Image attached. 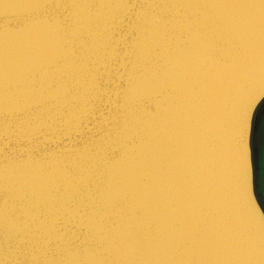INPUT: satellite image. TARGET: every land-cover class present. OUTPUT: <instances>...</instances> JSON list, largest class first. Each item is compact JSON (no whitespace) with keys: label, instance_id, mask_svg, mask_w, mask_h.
I'll return each instance as SVG.
<instances>
[{"label":"water","instance_id":"95a60500","mask_svg":"<svg viewBox=\"0 0 264 264\" xmlns=\"http://www.w3.org/2000/svg\"><path fill=\"white\" fill-rule=\"evenodd\" d=\"M263 102L264 0H0V264H264Z\"/></svg>","mask_w":264,"mask_h":264},{"label":"crops","instance_id":"0c3cea01","mask_svg":"<svg viewBox=\"0 0 264 264\" xmlns=\"http://www.w3.org/2000/svg\"><path fill=\"white\" fill-rule=\"evenodd\" d=\"M252 153H253L255 181H256V174L258 171L257 168L258 166L262 167L263 161H264V117L263 115L260 116L257 124H256V119L254 122V128H253V133H252ZM256 191H257L259 200H261V197L264 199V187H261V189L259 188V190L256 189ZM262 206L264 208V205Z\"/></svg>","mask_w":264,"mask_h":264},{"label":"rangeland","instance_id":"374dc122","mask_svg":"<svg viewBox=\"0 0 264 264\" xmlns=\"http://www.w3.org/2000/svg\"><path fill=\"white\" fill-rule=\"evenodd\" d=\"M263 115L264 117V102L262 103V105L260 106V108L258 109L257 113H256V124L260 118V116ZM260 169V170H259ZM257 174H256V189L259 190V188L261 189V187H264V161H263V166L257 168ZM261 203L262 205H264V199L261 197Z\"/></svg>","mask_w":264,"mask_h":264}]
</instances>
